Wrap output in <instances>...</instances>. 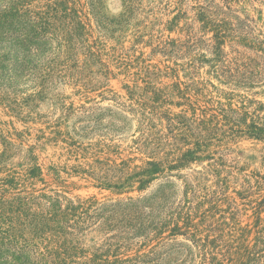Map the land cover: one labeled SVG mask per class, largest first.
<instances>
[{
	"label": "trees",
	"instance_id": "obj_1",
	"mask_svg": "<svg viewBox=\"0 0 264 264\" xmlns=\"http://www.w3.org/2000/svg\"><path fill=\"white\" fill-rule=\"evenodd\" d=\"M221 1L222 5L216 0H200L194 22L181 28L179 37L162 41L157 52L166 59H187L192 73L208 64L209 72L224 85L254 88L264 83V39L254 34L247 21L228 18L232 0ZM85 4L82 0H0V96L8 106L25 86L40 89L35 97L42 100L52 78L62 77L56 69L61 64L58 48L66 46L69 58L77 32L89 35ZM91 48L89 54L108 70L102 54ZM106 73L112 74L110 70ZM171 87L172 91L148 87L145 93H139L137 86L128 89L131 104L137 105L141 115L142 134L134 140L146 157L140 164L137 157L118 162L108 156L95 161L100 166L97 187L117 194L137 190L138 196L100 200L96 195L69 198L45 193L50 184L37 146L17 143L0 127V264H195L192 249L182 254L187 247L177 241L179 236L201 247L205 264H264V220L260 215L253 229L240 228L237 245L227 244L218 258L207 249L216 240L209 241V234L205 242L199 237V225L209 211L203 210L208 202L205 195L197 202L192 200L198 199L195 187L199 182L186 183L182 199L176 197L171 182L142 194L155 180H168L171 171L204 159H214L212 171L220 176L223 157L217 160L215 152L207 153L215 141L246 136L264 142V104L251 108L244 103L234 108L208 98L207 89L195 84L177 82ZM172 94L182 101H169ZM167 104L181 111L163 110ZM103 115H86L94 123L89 127L95 133L107 136L125 129L116 120L104 127ZM157 119L167 121V133L158 129ZM103 141L92 147L94 155L120 154L119 146ZM48 169V175L63 184L60 167L50 165ZM39 182L47 185L37 188ZM262 203L264 206V199ZM89 231L101 238L91 252L83 246ZM253 232L255 237L250 239Z\"/></svg>",
	"mask_w": 264,
	"mask_h": 264
},
{
	"label": "rangeland",
	"instance_id": "obj_2",
	"mask_svg": "<svg viewBox=\"0 0 264 264\" xmlns=\"http://www.w3.org/2000/svg\"><path fill=\"white\" fill-rule=\"evenodd\" d=\"M82 1L86 3L84 11L90 18L89 35L77 32L75 50L69 58L66 46L61 45L59 51L56 49L61 54V64L56 69L62 77L52 78L44 98L37 99L35 94L40 89L35 91L30 86L23 87L10 106L0 96V127L4 134H10L17 143L24 141L38 148L46 181L50 184L43 192L69 198L96 195L100 200L139 195L137 190L117 194L113 189L97 187L96 175L100 173V166L95 162L108 156L118 162L137 157L136 163L140 164L141 158H146L134 144V140L142 134L140 112L129 99L128 89L135 86L139 87V93H145L148 87H168L172 91V85L183 82L207 89L204 94L209 92L208 98L220 101L224 106L232 104L238 108L245 103L257 108L264 104V83L254 88L227 86L209 72L208 64H203L198 72L192 73L187 59H166L157 52L162 41L179 37L181 28L194 22L200 0ZM216 2L223 4L221 0ZM231 5L232 12L228 18L236 22L239 19L247 21L254 34L264 39V0H232ZM175 17L178 20L175 21ZM89 46H92V52L102 54V61L108 64L111 75L106 76L107 68H103L89 54ZM199 82L202 84L198 85ZM169 101L182 99L172 94ZM168 108L176 113L181 111V108L168 104L163 110ZM90 113H104V127L111 120H116L125 129L116 134L107 133V136L95 133L89 127L94 123L86 117ZM156 123L158 129L168 132L165 119H157ZM99 140L119 146L120 154L104 152L94 155L96 149L92 147ZM214 143L207 153L215 152L213 157L217 160L223 157V166H218L220 176L212 171L214 159H204L191 167L171 171L168 180H155L142 194L152 193L161 184L171 182L175 186L176 197L182 199L186 183L199 182L195 187L198 199L192 200L197 202L205 195L208 202L203 210H209L204 222L199 225L202 231L199 237L205 242L209 234V241L216 240L207 249L222 258L227 244L237 245L242 232L240 228L253 229L259 215L264 220V142L242 136ZM50 165L60 167L63 184L58 185L53 174L48 175ZM72 167L80 174L73 173ZM47 184L39 182L37 188H44ZM259 209L262 210L260 214ZM251 235L250 239H253L255 232ZM177 241L187 247L182 248L183 255L190 248L192 262L205 264L201 247L183 236H179ZM99 242L100 236L89 231L83 246L91 252Z\"/></svg>",
	"mask_w": 264,
	"mask_h": 264
}]
</instances>
